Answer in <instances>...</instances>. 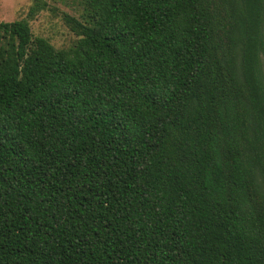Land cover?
Returning <instances> with one entry per match:
<instances>
[{
    "label": "trees",
    "instance_id": "16d2710c",
    "mask_svg": "<svg viewBox=\"0 0 264 264\" xmlns=\"http://www.w3.org/2000/svg\"><path fill=\"white\" fill-rule=\"evenodd\" d=\"M62 18L0 19V264H264V0Z\"/></svg>",
    "mask_w": 264,
    "mask_h": 264
},
{
    "label": "rangeland",
    "instance_id": "374dc122",
    "mask_svg": "<svg viewBox=\"0 0 264 264\" xmlns=\"http://www.w3.org/2000/svg\"><path fill=\"white\" fill-rule=\"evenodd\" d=\"M48 8L34 17L28 16L32 0H0V19L12 21L26 18L35 36H44L57 48H68L78 36L64 22V12L78 13L79 0H47Z\"/></svg>",
    "mask_w": 264,
    "mask_h": 264
}]
</instances>
